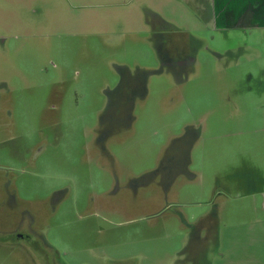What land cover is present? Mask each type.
I'll return each instance as SVG.
<instances>
[{
  "label": "rangeland",
  "instance_id": "1",
  "mask_svg": "<svg viewBox=\"0 0 264 264\" xmlns=\"http://www.w3.org/2000/svg\"><path fill=\"white\" fill-rule=\"evenodd\" d=\"M171 1L0 0V264H264V28Z\"/></svg>",
  "mask_w": 264,
  "mask_h": 264
},
{
  "label": "crops",
  "instance_id": "2",
  "mask_svg": "<svg viewBox=\"0 0 264 264\" xmlns=\"http://www.w3.org/2000/svg\"><path fill=\"white\" fill-rule=\"evenodd\" d=\"M170 1L165 0V3ZM171 2L181 8L186 7L196 19L199 11L203 13L207 9L209 15L202 16L204 22H212L216 28L239 26L264 28V0H172Z\"/></svg>",
  "mask_w": 264,
  "mask_h": 264
},
{
  "label": "flooded vegetation",
  "instance_id": "3",
  "mask_svg": "<svg viewBox=\"0 0 264 264\" xmlns=\"http://www.w3.org/2000/svg\"><path fill=\"white\" fill-rule=\"evenodd\" d=\"M147 22L150 23V26H151V25L153 26V29H152V30H154L155 28H154V25L152 24V23H153V22H152V19L147 20ZM154 22H155V21H154ZM5 39H6V38H5ZM3 40H4V39H3ZM21 229L23 230V226L18 225V226H16V227L12 228L11 231L8 230V233H9V232L12 233L13 231H15L14 236H16L17 239H20V240H21V239H22V240H28V239H29V235H28V233L22 231Z\"/></svg>",
  "mask_w": 264,
  "mask_h": 264
}]
</instances>
